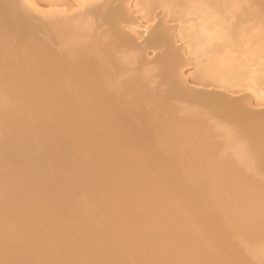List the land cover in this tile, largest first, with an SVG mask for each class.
Masks as SVG:
<instances>
[{"label": "bare ground", "instance_id": "bare-ground-1", "mask_svg": "<svg viewBox=\"0 0 264 264\" xmlns=\"http://www.w3.org/2000/svg\"><path fill=\"white\" fill-rule=\"evenodd\" d=\"M36 1L0 0V264H264V0ZM156 4L259 73L184 87Z\"/></svg>", "mask_w": 264, "mask_h": 264}, {"label": "rangeland", "instance_id": "rangeland-1", "mask_svg": "<svg viewBox=\"0 0 264 264\" xmlns=\"http://www.w3.org/2000/svg\"><path fill=\"white\" fill-rule=\"evenodd\" d=\"M43 2V4H41L42 2ZM67 1V0H66ZM85 1V0H84ZM89 1V0H88ZM136 1H138V0H128V6H129V10L133 13L132 14V16H134L132 19H137V23H139V21L138 20H140L141 19V21H142V23L141 24H145V25H147L148 24V22L146 21V19H145V21H146V23H145V21H143L144 20V18H141L142 16H141V14L142 13H140V12H137V8H139L140 6L139 5H137V3H136ZM218 1H220V3L222 4V7L224 6V7H227V8H231V6H232V4H233V1L234 0H218ZM46 3V5H45V3ZM67 2H70L69 0L67 1ZM77 3L78 4V1L77 0H71V3H68L69 4V7L72 9V8H75L76 6H78V5H76L75 3ZM36 3H39L37 6H42V8H43V10L45 9V10H49V9H52L54 6H51V5H53V3L51 4V2H49V0H39V1H36ZM64 4V2L62 1H60V4H56L55 5V7L57 6V5H59V6H57L58 8L59 7H61V4ZM41 4V5H40ZM48 4H51V5H49L48 6ZM68 4H66V2H65V4L64 5H62V8H64V7H67V8H64V9H68V10H71V9H69V7H68ZM137 6H136V5ZM157 5V8H158V6L160 7V5H158V4H156ZM229 5V6H228ZM50 6L52 7V8H50ZM139 6V7H138ZM246 6V5H245ZM244 6V7H245ZM46 7H48V8H46ZM163 7V8H162ZM223 7V8H224ZM42 8H41V10H42ZM229 8V9H230ZM54 9V8H53ZM168 9V8H167ZM166 9V7L164 8V6H161V8H158V9H156V13H159V17H158V19H157V22H159L158 20L159 19H164V21H166L165 23V27H166V29H168L167 31H168V33H173V31H174V34H175V46H177L176 48H179V49H175V53H174V56L176 57V55L179 57V58H181L180 60H178L179 58H177L176 57V61H175V57H173L174 59H173V61L174 62H180V64H182V68H181V72H182V76L183 77H185V79L187 80V81H185V83L184 84H186V86L184 85V87H187V86H189L190 88H194V89H200V90H202L203 89V87H201V86H203V85H199L198 84V82H197V80L196 81H194L195 79L193 78V77H191L192 75L194 76V74L196 73V71L198 70V66L199 65H203V66H201L202 68H207L208 66V68L210 69V72H211V70H212V72H216L217 70L215 69V68H217V65H216V63L219 61V62H222L223 60H221V58L222 59H225L224 61H225V63L227 62V64L228 65H230L229 64V62L231 63V65L233 64V62H234V60H233V62H232V60L231 61H229L230 59H228V60H226V56H227V58H228V55L229 56H231L232 58L234 57L235 58V60L237 59V61L239 62V61H241V60H246L248 57H249V50H248V41L246 40L245 41V36H246V39H247V35H245V33L246 32H244V33H242L241 32V30H240V28L243 26V28L244 29H246V27H247V29L249 28H253L255 25V21L253 20V19H251V18H249L248 17V15H244V16H240V15H238L239 16V19H240V28H237L238 29V31H240L241 32V34L240 33H238L239 35H237L236 37H235V40H237V42H235V43H237V49L236 50H234L235 48L234 47H236V46H234L233 44V46L234 47H231V45L229 44H226V45H228V47L226 46V47H222V46H220V47H218L217 46V48L215 47V51H214V48H213V46H211L210 48L209 47H205V49L204 50H201L200 52L201 53H204L203 54V56L202 55H200V52H199V50H198V53H194L193 54V56H191L192 55V53L194 52H190V50H191V44L190 43H193V42H195V41H190L191 40V38H188V35L186 36L187 38L186 39H184V37H182V39H181V37H179L180 35H179V32H178V26H181V24L179 23L180 21H178V20H176V19H171L172 17H169L168 16V10ZM44 10V11H45ZM140 10V9H139ZM138 10V11H139ZM159 10H161V12L159 11ZM230 10H233V8H231ZM159 11V12H158ZM137 12V13H136ZM163 12L165 13V14H163ZM222 14H224L223 12H222ZM221 14V15H222ZM137 16V18H136V16ZM165 15V16H164ZM158 16V15H157ZM187 16L189 17V18H192V20H194V23H199L200 22V19H198V17H199V15H198V13L197 12H195V11H190L189 12V14H187ZM216 17H218V15L216 14L215 15ZM140 17V18H139ZM166 19V20H165ZM247 19L249 20V21H247ZM129 20V19H128ZM134 20V21H135ZM130 21H132V20H130ZM140 21V22H141ZM175 21V22H174ZM196 21V22H195ZM156 22V23H157ZM234 22V21H233ZM182 24H183V22H181ZM131 24V23H130ZM143 24V25H144ZM144 25V26H145ZM183 26H186V23L184 22V24H183ZM187 26H188V24H187ZM125 29V31H127V32H129V29L128 28H126V27H124ZM178 28V29H177ZM143 29V28H142ZM141 29V30H142ZM144 30V29H143ZM142 30V31H143ZM177 31V32H176ZM148 31H146L145 32V34L144 35H147L146 33H147ZM181 32V31H180ZM177 35V36H176ZM179 35V36H178ZM236 35V34H235ZM234 35V36H235ZM245 35V36H244ZM190 37V36H189ZM177 39V40H176ZM185 40V41H184ZM186 41H189V43H186ZM256 41V40H255ZM254 41V42H255ZM252 42V44L251 43H249V45H252L251 47H253V45L255 46V49H256V44L255 43H257V42H255L254 44H253V41H251ZM195 44V43H194ZM258 45V44H257ZM194 46H192V50H194V48H193ZM230 47V48H229ZM258 47V46H257ZM219 48H221V50L219 49ZM226 48V49H225ZM190 49V50H189ZM224 49V50H223ZM250 49V48H249ZM253 49H254V47H253ZM223 50V51H222ZM203 51H205V52H203ZM218 51H220V52H218ZM250 51H252L251 49H250ZM150 52V56L151 55H153L152 54V51L150 50V51H148V53ZM183 54L182 56L179 54ZM190 53V54H189ZM251 53V52H250ZM155 54V53H154ZM198 54H199V57H198ZM149 55H147V56H149ZM195 55H197V56H195ZM204 55H205V57H204ZM223 55V56H222ZM218 56V57H217ZM192 57V58H191ZM214 57L216 58V59H214ZM185 60H184V59ZM195 58V59H194ZM202 61V62H200V60ZM205 58V59H204ZM230 58V57H229ZM209 61H208V60ZM186 60H187V62H186ZM209 62V64H207V62ZM247 60H249V61H247L248 62V64L250 63L251 65H253V68H252V66H251V69H253V70H255L256 71V69L257 70H259L260 71V65H261V63H262V61H256V59H255V61L254 60H250V58H248ZM199 61V65L197 64V62ZM245 63V62H244ZM197 64V65H196ZM234 64H237V62H234ZM240 64H241V62H240ZM205 65H206V67H205ZM212 65H214L213 67H212ZM216 65V66H215ZM226 65V64H225ZM224 65L222 64V66H219V69H220V67H223ZM235 66V65H234ZM236 66H239V65H236ZM215 67V68H214ZM226 67H228V66H226ZM229 68V67H228ZM195 69H197L196 71H195ZM216 70V71H214V70ZM218 69V68H217ZM209 71V70H208ZM259 71H256V73L258 72L259 73ZM257 73V74H258ZM197 74V73H196ZM188 77V78H187ZM192 78V79H191ZM194 79V80H193ZM207 82H213L212 81V79H210V78H207ZM196 86H198V87H196ZM189 87H187V88H189ZM196 87V88H195ZM201 87V88H200ZM205 88H207V86H205ZM205 88L203 89V90H205ZM225 91V90H224ZM222 92V91H221ZM249 93V90L246 92V93H242V94H240V95H242V96H246L247 94ZM229 95H233V94H231V93H229ZM258 118H256V117H254L253 119H252V121L251 122H249V124L251 125H254V126H256V124H257V122H258ZM261 156H262V159L264 160V153L262 152V154H261Z\"/></svg>", "mask_w": 264, "mask_h": 264}]
</instances>
